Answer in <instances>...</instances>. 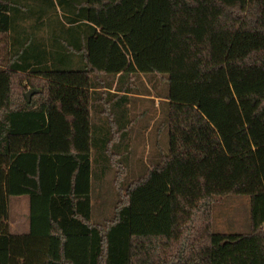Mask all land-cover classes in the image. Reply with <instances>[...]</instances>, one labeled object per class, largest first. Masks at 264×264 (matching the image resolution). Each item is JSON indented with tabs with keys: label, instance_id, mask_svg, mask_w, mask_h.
I'll return each mask as SVG.
<instances>
[{
	"label": "trees",
	"instance_id": "obj_1",
	"mask_svg": "<svg viewBox=\"0 0 264 264\" xmlns=\"http://www.w3.org/2000/svg\"><path fill=\"white\" fill-rule=\"evenodd\" d=\"M2 34L0 264H264V0H0ZM141 73L166 82L168 144L157 131L159 160L123 186ZM113 166L112 214L93 222L91 176ZM227 194L249 196L248 232L211 230Z\"/></svg>",
	"mask_w": 264,
	"mask_h": 264
},
{
	"label": "rangeland",
	"instance_id": "obj_2",
	"mask_svg": "<svg viewBox=\"0 0 264 264\" xmlns=\"http://www.w3.org/2000/svg\"><path fill=\"white\" fill-rule=\"evenodd\" d=\"M10 40L8 35H0V105L4 100L5 77L2 68L5 64L8 45ZM131 86L137 91L144 92L145 89L150 90L151 95H134V110L128 113L131 124V140L133 145V157L130 158L129 168H133L134 172L124 169L125 175L121 181V185L126 186L127 182L134 180L141 175L140 171L144 167L159 160L156 153L155 136L157 131L161 134L157 136L160 147L168 144V135L166 127L163 126V118L159 114L158 99L155 97V90L166 85L161 75L139 74L133 76ZM154 99V102L152 101ZM160 104V103H159ZM160 106V105H159ZM162 130V131H161ZM125 162L123 159H118ZM92 169L95 166L92 165ZM116 167L113 166L102 177L91 176V208L93 222L102 223L108 219L113 211V204L118 195L114 178L116 176ZM124 188V187H123ZM28 196H10L8 199V219L7 224L10 232L23 233L28 230ZM210 226L214 232L222 233H246L250 227V199L248 195L227 194L213 197L210 204Z\"/></svg>",
	"mask_w": 264,
	"mask_h": 264
},
{
	"label": "crops",
	"instance_id": "obj_3",
	"mask_svg": "<svg viewBox=\"0 0 264 264\" xmlns=\"http://www.w3.org/2000/svg\"><path fill=\"white\" fill-rule=\"evenodd\" d=\"M111 91H113V90H111ZM130 95V94H129ZM158 99V98H157ZM128 111H133V107L131 106V105H128V109H127ZM127 111V112H128ZM103 117H98L97 118V121L95 122L96 123V125H101L102 124V120H104V119H102ZM122 121L124 122V124L127 126H131V124H130V121L126 118V117H124L123 119H122ZM131 135V133L128 135V138H129V136ZM10 231V230H9ZM12 233V232H11ZM24 233V232H23ZM14 234H20V233H14Z\"/></svg>",
	"mask_w": 264,
	"mask_h": 264
},
{
	"label": "water",
	"instance_id": "obj_4",
	"mask_svg": "<svg viewBox=\"0 0 264 264\" xmlns=\"http://www.w3.org/2000/svg\"><path fill=\"white\" fill-rule=\"evenodd\" d=\"M36 92H37V90H34V89H31V90L27 91L26 94H25V96L27 98V101H30V98H31L32 94H34Z\"/></svg>",
	"mask_w": 264,
	"mask_h": 264
}]
</instances>
